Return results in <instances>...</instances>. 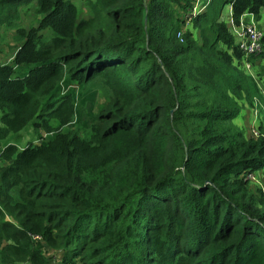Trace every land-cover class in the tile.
Masks as SVG:
<instances>
[{
  "label": "trees",
  "instance_id": "1",
  "mask_svg": "<svg viewBox=\"0 0 264 264\" xmlns=\"http://www.w3.org/2000/svg\"><path fill=\"white\" fill-rule=\"evenodd\" d=\"M196 3L88 0L82 18L70 0H0L18 43L0 141L49 135L0 146V264H264V190L247 178L264 183V110L257 136L235 123L264 105L261 55L246 70L224 21L227 6L234 26L259 19L264 0H199L182 32Z\"/></svg>",
  "mask_w": 264,
  "mask_h": 264
},
{
  "label": "rangeland",
  "instance_id": "2",
  "mask_svg": "<svg viewBox=\"0 0 264 264\" xmlns=\"http://www.w3.org/2000/svg\"><path fill=\"white\" fill-rule=\"evenodd\" d=\"M72 1V3L77 7V12H78V17H82V18H88L90 16V12L87 8V1L88 0H70ZM198 1V0H195ZM36 5V2H31L30 4H28L27 6H23V5H19L18 6V13H19V21L17 26L19 28H24L27 29L29 27H35L36 26V19L35 15L33 13V8ZM225 17H226V21L228 22L229 20V13H228V6L225 8ZM262 13L264 15V9L262 10ZM264 17L262 19L259 20V30L261 32H263L264 34V21H263ZM21 21V23H20ZM225 21V22H226ZM256 23H258L257 20H255ZM226 22V23H227ZM3 30V29H2ZM4 34L2 33V31H0V63H6L9 62L8 60L11 58L12 56V48L14 46H16L18 43H16L13 38V30H3ZM48 34H50V32L48 31ZM261 56L256 57L255 61L253 62V67L256 69L255 71L259 72V67H264V42H263V49L261 51V53L259 54ZM250 69V68H249ZM255 71L253 72V75H255V79L257 80L260 90L261 92H263L264 95V75H260V74H254ZM96 89V88H95ZM96 93V104L97 106L99 104H102L103 101H105L108 96H106V93H104L103 90H101L100 88L94 90ZM97 108V107H96ZM264 110V105L261 103V101L258 103L257 106V110H255L256 112H258V114L263 113ZM254 110L251 109H244L241 113V115L237 118V120L235 121V123L242 128L247 136L251 135V125H252V120H253V115H254ZM51 124L55 125V122H52ZM49 138L48 134H45L44 132H39L37 134L33 133V130L31 128L30 125L24 127L21 131L17 132V133H12L9 134L4 140L0 141V146L3 147L5 145L8 144H13L16 146V148L18 150L23 149L27 144H36L42 141H46ZM251 186L256 185V186H260L263 190H264V183H263V177L262 176H258V180L256 182V184H250ZM48 256H52L51 261L52 262H57L60 263V256L53 254L51 252L47 253ZM50 264H54L51 263Z\"/></svg>",
  "mask_w": 264,
  "mask_h": 264
},
{
  "label": "built area",
  "instance_id": "3",
  "mask_svg": "<svg viewBox=\"0 0 264 264\" xmlns=\"http://www.w3.org/2000/svg\"><path fill=\"white\" fill-rule=\"evenodd\" d=\"M201 7L199 6V0L195 4V8L191 10L190 12L187 13L185 16V23L183 28L181 29L182 32L187 26L191 20L195 17V13L199 11ZM228 13H229V20L227 22L231 33H233L234 38H235V43L240 51L242 53V61L244 68L246 70H249L250 65H249V58L252 56H255L257 54H260L262 49H263V32H261L257 26L256 19L253 14L245 12L237 25H233L232 19H231V13H230V7H228ZM178 38H181V32L178 31L176 33ZM253 120H252V125H251V130L250 132L252 133L253 136H257L258 132L256 130V125L255 122L257 121L258 117V112L255 110L253 111ZM251 184H256L258 177L255 174L249 175L247 177ZM33 239H37L34 237ZM54 264H60L55 262ZM63 264V263H62ZM69 264V263H66Z\"/></svg>",
  "mask_w": 264,
  "mask_h": 264
},
{
  "label": "crops",
  "instance_id": "4",
  "mask_svg": "<svg viewBox=\"0 0 264 264\" xmlns=\"http://www.w3.org/2000/svg\"><path fill=\"white\" fill-rule=\"evenodd\" d=\"M263 9H264V8H263ZM263 9H262V10H263ZM262 10H261V12H260V13H261L260 18L257 19V21H258L257 24H259V20L262 19V18L264 17V15H263V13H262ZM225 14H226V13H225ZM226 20H227V19H226L225 15H224V21H226ZM263 21H264V19H263ZM226 22H227V21H226ZM257 26H258V25H257ZM258 28H259V27H258ZM260 173H261V172H258V175L256 174L257 177H258V176H262V174H260ZM262 177H263V176H262Z\"/></svg>",
  "mask_w": 264,
  "mask_h": 264
}]
</instances>
